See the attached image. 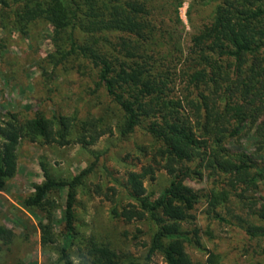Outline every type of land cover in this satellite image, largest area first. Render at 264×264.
Returning <instances> with one entry per match:
<instances>
[{
  "label": "trees",
  "instance_id": "1",
  "mask_svg": "<svg viewBox=\"0 0 264 264\" xmlns=\"http://www.w3.org/2000/svg\"><path fill=\"white\" fill-rule=\"evenodd\" d=\"M38 1L28 10L30 18L41 17L52 23L56 34H65L70 47L62 58L88 59L98 76L96 89L104 86L115 106L79 126L75 118L61 114L50 118L41 111L32 117L9 113L10 119L0 121V190L16 173L18 145L25 138L89 146L114 134V127L121 136L143 127L157 141L154 154L173 179L151 199L144 181L154 178V167L129 173L131 193L139 202L114 207L112 213L128 222L149 218L157 226L149 255L159 251L167 264H192L184 224L200 198L187 183L193 172L202 175L207 169L233 176L244 190L264 183V0H218L211 24L186 43L170 27L182 24L177 9L183 0H166L174 8L170 15L156 0ZM0 4L8 6L6 0ZM76 126L80 131L73 138ZM244 134L252 146L235 149ZM98 159L71 181L50 177L37 184L26 198L28 207L48 206V221L40 223L43 247L56 242V202L50 192L71 188L64 218L68 234L74 233L73 187L93 173ZM95 191L116 203L115 187L104 190L97 184ZM13 239L14 231L0 224V250ZM82 249L89 264H137L125 262L110 243L94 238ZM68 250L65 244L61 247L60 260L74 264Z\"/></svg>",
  "mask_w": 264,
  "mask_h": 264
},
{
  "label": "rangeland",
  "instance_id": "2",
  "mask_svg": "<svg viewBox=\"0 0 264 264\" xmlns=\"http://www.w3.org/2000/svg\"><path fill=\"white\" fill-rule=\"evenodd\" d=\"M6 1L8 6L0 4V121L10 119L9 113L32 117L41 111L50 118L55 114L71 116L79 126L88 117H102L109 106H115L104 86L96 89L98 76L88 59L72 55L62 58L70 47L65 34H56L52 23L41 17L30 18L33 15L28 10L36 8L38 0ZM217 1L183 0L177 9L182 24H170L181 43L211 24ZM156 2L169 15L174 11L166 0ZM78 126L73 138L80 131ZM157 146L143 127L127 136H121L114 127V134H106L89 146L21 140L16 173L6 178L4 190H0V224L14 231L12 243L0 250V264H64L60 260L64 244L74 264H89L82 247L92 238L110 243L125 262L167 264L161 252L149 255L157 229L152 220L128 222L112 213L114 207L139 202L131 193V172L154 167V178L144 181L145 195L151 199L170 185L173 177L155 156ZM251 146V138L244 134L235 149ZM97 156L93 173L73 187L74 233L68 234L64 218L71 188L50 192L56 202L52 210L56 242L43 247L40 223L48 221V206L28 207L26 198L50 177L71 181ZM187 183L200 196L192 218L184 224L192 264H264V183L244 190L237 178L207 169L202 175L193 172ZM97 184L104 190L115 187L116 203L98 194Z\"/></svg>",
  "mask_w": 264,
  "mask_h": 264
}]
</instances>
